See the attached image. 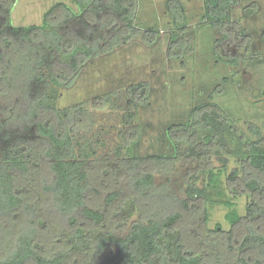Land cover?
Here are the masks:
<instances>
[{
  "label": "trees",
  "instance_id": "1",
  "mask_svg": "<svg viewBox=\"0 0 264 264\" xmlns=\"http://www.w3.org/2000/svg\"><path fill=\"white\" fill-rule=\"evenodd\" d=\"M15 1L0 0V97L6 100L0 119V264H264L259 126L249 123L248 133L242 131L210 100L192 108L186 123L167 128L172 154L134 155L140 130L132 123L123 133L126 154H97L99 139L84 134L92 125L90 110L83 104L57 108L59 90L71 87L97 56L138 36L149 46L159 33L136 24L138 0H68L76 9L56 2L40 25L29 26L10 22ZM237 5L239 0H203L200 22L220 33L214 44L243 37L238 47L249 54L250 37L231 18ZM167 7L176 31L168 56L183 61L193 49L185 11L179 0H168ZM219 51L215 44L221 57ZM234 57L226 62L237 64ZM16 89L21 92L12 101ZM126 91L128 106L148 100L145 82ZM117 95L95 96L90 106H114ZM230 158L239 167L226 175L225 188L236 195L237 183L249 196L244 215L223 199ZM181 159L195 165L185 174L186 197L178 199L157 191L154 173L169 172ZM218 203L228 209V231L220 224L206 227L208 206Z\"/></svg>",
  "mask_w": 264,
  "mask_h": 264
},
{
  "label": "rangeland",
  "instance_id": "2",
  "mask_svg": "<svg viewBox=\"0 0 264 264\" xmlns=\"http://www.w3.org/2000/svg\"><path fill=\"white\" fill-rule=\"evenodd\" d=\"M167 1L138 0L136 24L142 29L157 30L159 36L153 44L147 46L140 36L135 37L113 52L90 60L71 87L59 90L57 108L83 104L90 110L92 125L84 134L87 138L99 139L95 144L99 155L108 152L116 156L117 150L118 153L121 150V155L126 154L123 133L130 123L138 125L140 130L132 145L134 155L172 154L174 148L167 128L171 124L186 123L192 108L210 100L217 103L242 131L248 133V124L254 123L264 134V0H239V5L231 9V18L250 37V53H242L243 49L238 47V43L246 41L239 36L235 41L215 43L220 47L221 57L214 53V40L221 36L220 33L200 22L203 0H179L188 22L185 36L193 47L183 61L168 56L170 34L176 31L172 29ZM56 2L68 3L76 9L68 0H16L10 22L14 26L40 25L45 12ZM227 56H236L237 64H228ZM138 82L148 84V100L142 105L128 106L127 87ZM18 92L21 90L13 92L12 101L19 97ZM108 92L119 93L114 106L102 109L90 106L93 97ZM4 101L1 96L0 119H4L1 113ZM130 111L133 116L128 117ZM213 163L221 166L215 157ZM194 165V162L181 159L169 172H155L157 191L166 190L165 193L175 198H185V174L187 168ZM237 167L239 163L230 158L222 177L223 199L233 200L238 213L244 215L249 196L242 193L237 183L238 194L230 193L224 183L226 175ZM125 182H121L123 188ZM204 183L201 177L198 185ZM227 210L221 203L209 205L206 227L212 229L220 224L225 231L230 230L231 225L224 219ZM198 216L202 221L203 213ZM136 218L137 214L132 215L127 227ZM240 231V227L235 228L236 234Z\"/></svg>",
  "mask_w": 264,
  "mask_h": 264
}]
</instances>
